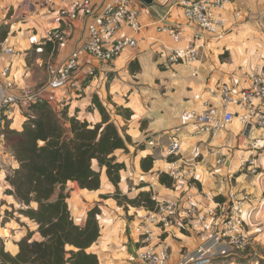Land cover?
Returning a JSON list of instances; mask_svg holds the SVG:
<instances>
[{
  "label": "crops",
  "instance_id": "1",
  "mask_svg": "<svg viewBox=\"0 0 264 264\" xmlns=\"http://www.w3.org/2000/svg\"><path fill=\"white\" fill-rule=\"evenodd\" d=\"M107 1L93 0L98 5ZM179 1L151 0L144 3L136 0L134 5L140 23V30L134 36L136 46L127 48L112 65L85 58L78 71V91H57V95L67 99L56 109L66 107L69 115L76 112L78 117L85 112L98 115L97 122H100V113L93 103L95 98L118 130L129 136L128 153L132 148L135 154L133 171L129 168L122 171L119 187L123 183L129 190V182L136 186L131 189L137 191L142 187L140 184H144L145 190L150 191V180L157 176L154 190L158 197L180 198L183 205H186L183 200L189 194L192 199L187 203L204 204L197 195L198 187L219 201L227 200L230 187L235 188L236 198L241 200L245 209L244 229L248 245L243 251L216 258L212 264H244L254 257L263 258L260 249L264 250V148H260L262 150L256 159L261 170L256 176H250L246 167L238 168L237 159L228 153L229 149H225L230 139L242 130L237 121L220 131L215 138L198 140L194 135L195 126L184 111L202 109L204 102L211 99L208 87L226 82L237 89L245 88L250 85V72L264 75V0H228L223 8L217 9V16L225 21L226 33L219 40L203 34L197 60L191 64L169 61L172 48L194 43L192 33L197 29L184 16ZM62 5L63 0H0V42L13 50L12 53L0 50V72L10 65V76L18 88L42 86L48 79V65L60 68L71 51L87 38L85 23L88 19L81 17L63 43L45 41L46 32L57 23V9ZM236 12L240 13L239 17L234 16ZM164 25L178 30L181 37L178 44H174L167 34L157 31L158 26ZM128 32L129 29L123 27L117 36ZM261 111L264 113V105ZM112 112L117 117L116 121L112 119ZM24 114V110H13V117L6 122L4 130L20 131L26 119ZM17 119L22 121H18L19 126L14 127ZM257 130L261 134L256 140L260 141L264 127ZM225 132L229 133L228 138ZM148 140L153 144L149 145ZM172 141H179L180 153L185 161L194 163L201 170L197 174L201 184L193 179H181L175 188L171 184L173 188L164 197L159 188L165 185L159 183L158 176L159 173H166L164 167L168 160L162 156L163 146ZM10 153L11 145L6 137L4 142L0 141V186L1 181L9 186L6 176L17 167ZM148 155L152 156L153 165L145 172L140 163ZM221 156H227L226 161L217 165L215 160ZM161 163H164L163 167ZM232 173L235 174L234 186L228 179ZM104 181V186L113 185L108 180ZM76 196L73 195L72 199ZM8 198L11 202L15 201L11 196ZM15 204L18 203L15 201ZM141 208L145 214L147 208L144 206L136 209ZM74 212L75 223L81 226L85 214L82 210ZM144 214L136 212L129 235L120 238L121 250L135 251L131 254L135 264H138L135 255L138 235L134 232V226ZM211 234L212 227L206 224L200 230L180 228L174 229L166 237L163 235L170 246L169 263L174 264L184 253L196 249ZM14 247L17 250V246Z\"/></svg>",
  "mask_w": 264,
  "mask_h": 264
},
{
  "label": "built area",
  "instance_id": "2",
  "mask_svg": "<svg viewBox=\"0 0 264 264\" xmlns=\"http://www.w3.org/2000/svg\"><path fill=\"white\" fill-rule=\"evenodd\" d=\"M228 0H180L186 19L197 29L192 33L191 46H176L171 49L169 61L172 63L191 64L197 60L203 34L212 38L222 39L226 33L223 18L217 16L216 10L223 8ZM136 0H109L101 5L93 0H63V5L57 9V23L45 35V41L61 44L68 34L72 33L75 23L81 17L88 19L87 30L89 40L71 51L60 68L48 65V79L40 87L25 86L18 88L10 76V65L0 72V141L4 142L5 124L13 117V110H28L36 102H47L54 109L63 104L66 99L57 95V91H78L80 81L78 71L85 58H93L98 62L112 65L113 61L127 48L135 47V34L140 30ZM239 17L240 13H234ZM123 27L131 34L119 35ZM157 31L167 34L174 44L181 40L175 27L158 26ZM0 50L12 53L11 47H5L0 42ZM250 85L245 88L236 87L222 82L208 87L210 101L203 104L202 109L185 110L184 115L191 118L194 135L198 140L209 137L215 138L220 131L226 130L237 121L243 126L241 136L247 137L255 130L264 127V75L250 72ZM16 90V91H15ZM61 99V100H60ZM57 110V109H56ZM264 139V134L261 135ZM263 141L253 140L247 155H242L238 166L246 167L251 173H256V150ZM148 144L153 142L148 140ZM162 156L166 161L164 170L171 177L174 188L181 179L197 178L201 170L194 163H187L180 153V142L172 141L163 146ZM225 158L215 160L217 165L224 164ZM160 174V173H159ZM157 176L150 183V199L154 202L147 209L139 223L134 226L140 246L136 251L138 264H170V246L163 235H169L174 229L200 230L206 224L212 227L211 236L198 245L193 251L184 253L174 264H212L223 255L243 251L248 245L244 229L245 209L235 192L228 191L227 200L219 201L204 193L200 187L197 195L204 204L187 203L191 195H186L181 203L180 198L166 197L160 199L154 190ZM141 189H145L142 187ZM166 191L171 189L166 188ZM244 264H261L258 257L248 259Z\"/></svg>",
  "mask_w": 264,
  "mask_h": 264
},
{
  "label": "trees",
  "instance_id": "3",
  "mask_svg": "<svg viewBox=\"0 0 264 264\" xmlns=\"http://www.w3.org/2000/svg\"><path fill=\"white\" fill-rule=\"evenodd\" d=\"M93 103L100 122L81 120L76 112L69 115L66 107L57 111L43 101L29 107L21 131H10L16 136L12 152L17 167L6 176L9 187L4 193L19 204L22 216L36 224L38 238L28 232L17 241L15 254L1 242L0 264H100L97 254L86 251L99 237L100 209H89L84 224H76L64 189L67 182H74L81 189L98 190L104 178L118 190L126 165L116 152L128 153L130 138L95 98ZM152 165L149 155L140 163L145 172ZM158 181L167 187L172 184L166 173H160ZM123 202L135 207L145 203L147 209L154 206L149 190L134 198L123 196Z\"/></svg>",
  "mask_w": 264,
  "mask_h": 264
},
{
  "label": "rangeland",
  "instance_id": "4",
  "mask_svg": "<svg viewBox=\"0 0 264 264\" xmlns=\"http://www.w3.org/2000/svg\"><path fill=\"white\" fill-rule=\"evenodd\" d=\"M85 26L87 30V23H85ZM127 34H131V32L129 31ZM88 40H89V34L87 30V38L83 43L87 42ZM27 112L29 111L24 110V113ZM88 112L91 111L88 110ZM111 115L113 120L117 119L114 112H112ZM78 118L81 120L87 119L91 123H95L99 119L98 115L94 116L92 114H87L86 112L85 114L83 113L82 116ZM18 121H22V120L17 119L15 125H13L14 127L16 125L19 126ZM241 128L242 130L239 132V134L236 137H233V139H230L229 146L225 147V149L226 148L229 149L228 153H230L231 156L234 155L233 158H235V160L237 159V163H236L237 165L240 163L241 156L247 155L246 152L244 153L243 151H247L246 149L249 148L253 139L256 140L259 137L258 135L261 134L257 132L258 130H255L254 133L248 134L249 135L248 137H243L241 136V132L243 131V126H241ZM12 130L15 129H9L7 131L4 130L5 138L7 137V143L11 145V153H10L11 157H13L12 143H14L16 140V136L10 133V131ZM224 135H226L228 138L229 133L225 132ZM260 141H263V143L259 144L258 149L256 150L257 152L255 155L256 159L259 156L258 153L264 148V139H262V136H260ZM116 155L118 157V160L125 162L126 168H129L131 171H133V159L135 154L132 148H130L129 153L117 151ZM221 157L227 158V156H221ZM228 158H232V157L229 156ZM255 163L258 165L259 161L257 160V162ZM161 164H162L161 167H163L164 163ZM94 168L97 169L96 165H94ZM238 168L240 169V167ZM256 170H257L256 173L249 172L248 175L256 176L261 170V166L260 167L257 166ZM234 177L235 174L232 173L228 178L230 179V183L232 186H234L233 185L235 181ZM104 180L106 179L102 178L101 186L100 189L98 190L81 189L76 185V183L67 182L64 191L65 193L68 194L67 203L71 216L74 219V222H76V218H75L76 214L74 211L78 213V210H82L86 217L87 211L97 206L100 209V213L97 215V220L100 228L99 237L86 251L97 254L100 264H135L133 261V255H131L134 254L135 251L133 249H132L133 251L131 252L129 249L126 251V248L124 250H121L120 244L122 239L120 238L129 235L130 228L133 227L131 221L134 220L136 212L140 214H144V212L142 208L137 210L136 208L138 206L135 207V206L123 204L124 203L123 196H126L128 198H134L140 191H145V189H141L144 186V184H140L142 185V187H140L139 185L140 189L138 188V190L136 191V189H131L133 187H136L132 183L129 182L127 183L128 188H130L129 190L127 189V187L123 186L122 183L120 187L118 186V190H117L114 185L104 186L105 185ZM150 181H152V179ZM8 187L6 184H4L3 181H1L0 243L2 242L4 244V248L6 251H8L11 254H15L17 251L15 250V247L13 248V246L16 245L17 241L21 237L25 236L28 232H30L32 233V238H38V234L36 233V224L28 220L24 216H22L18 212L19 205L15 204V201L11 202V199L8 198V195L4 193L5 189H7ZM165 187L171 189L173 188V186L172 185L170 187L162 186L161 188H159L161 195H163L164 197L166 192H170V191H166ZM230 189H232V191H234L236 195L235 188L233 189V187H230ZM198 190H200V187H198ZM117 191L119 192V194H117ZM75 194L77 195L76 198L72 199L73 195ZM118 200L120 201V203H118ZM140 206L145 207V203ZM128 211H130L131 215ZM84 222L85 219L82 225L84 224ZM136 223H137V219H136ZM165 241L168 244L166 238ZM139 246L140 244L137 243L136 248L138 249ZM260 251L263 254V258H261L260 260L261 263L264 264V250L260 249Z\"/></svg>",
  "mask_w": 264,
  "mask_h": 264
},
{
  "label": "water",
  "instance_id": "5",
  "mask_svg": "<svg viewBox=\"0 0 264 264\" xmlns=\"http://www.w3.org/2000/svg\"><path fill=\"white\" fill-rule=\"evenodd\" d=\"M140 1H142L144 3H150L151 2V0H140Z\"/></svg>",
  "mask_w": 264,
  "mask_h": 264
}]
</instances>
